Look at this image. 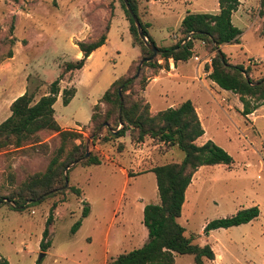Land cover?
<instances>
[{
    "label": "rangeland",
    "instance_id": "obj_1",
    "mask_svg": "<svg viewBox=\"0 0 264 264\" xmlns=\"http://www.w3.org/2000/svg\"><path fill=\"white\" fill-rule=\"evenodd\" d=\"M188 1L150 4L151 34L158 45L170 44L173 36L175 45L184 37L179 26L189 12L212 13L220 7L218 0ZM243 1L244 7L234 17L243 30L240 43L223 45L221 50L229 63L249 68L250 77L259 81L264 79V12L260 14V0H252L250 6L249 0ZM139 2L140 14L147 18L148 0ZM111 22L106 44L96 50L86 67L66 74L60 82L56 119L79 138L68 137L64 142L59 134L44 131L39 134V144L0 149V198L5 202L0 203V255L10 264H108L112 258L142 247L148 239L143 208L160 201L152 169L184 158L177 146L168 147L151 137L136 143L130 133L114 138L107 130L94 132L92 109L140 54L133 39L139 40L131 32L121 0H0V124L11 115L14 100L27 90L36 100L48 94L66 65L77 61V44L99 39ZM193 42V57L176 71L170 73L172 66L156 72L142 66L141 74L151 78L149 83L161 75L150 83L145 100L154 112L187 100L194 102L206 131L198 144L213 141L234 158V164L205 166L199 171L187 191L179 223L187 237L204 245L209 239L204 233L209 222L258 206V219L215 230L209 240L221 250L220 244L232 247V257L221 264H264V105L244 117L240 95L222 90L209 78L207 67L216 53L204 41ZM142 57L132 63L130 76L136 75ZM73 88L75 97L64 105L63 91ZM101 106L97 113L105 108ZM74 145L82 146L80 154L87 152V157L94 155L102 162L66 168L67 187L79 188L81 193L66 190L43 202H31L24 210H14L9 197L29 195L25 187L41 178L54 158L63 161ZM85 207L90 213L83 218ZM51 215L49 236L43 240ZM80 220L82 226L74 234L72 227ZM176 264H194V258L178 255Z\"/></svg>",
    "mask_w": 264,
    "mask_h": 264
},
{
    "label": "trees",
    "instance_id": "obj_2",
    "mask_svg": "<svg viewBox=\"0 0 264 264\" xmlns=\"http://www.w3.org/2000/svg\"><path fill=\"white\" fill-rule=\"evenodd\" d=\"M121 1L131 21V32L134 38L137 37L139 40V43H135L142 48L141 61L151 58L153 52L140 38L135 20L125 1ZM129 2L142 25L148 42L156 45L149 33V24L144 22L140 14L139 0H129ZM240 4L241 0H219L220 11L217 14L196 13L185 16L181 24L184 37L173 46L161 48L156 45L160 51L159 54L153 60L146 61L143 69L151 68L155 72L169 69L170 59H173L175 63L187 62L194 55L193 41L197 39L204 41L216 53L211 66L207 67L210 80L222 90L240 95V101L243 104L241 113L244 117L247 118L253 114L264 105V79L255 81L249 75V68L233 65L229 63L223 52L219 53L223 45L240 43L243 32L233 23V15L238 11ZM260 5V14L263 15L264 0L260 1ZM110 28L111 23H108L106 31L99 39L77 44L83 57L66 65L62 75L51 84L48 94L36 100L35 94L27 90L14 100L10 107L11 115L0 124V149L39 144L41 143L39 134L44 131L59 134L64 142L68 137L79 138V135L64 130L56 119L55 104L61 92L60 82L66 74H72L84 68L92 53L106 44ZM262 29L264 38V24ZM188 36H191V39L185 42ZM160 59L164 60L163 64L159 63ZM138 68L139 66L136 75L130 76L133 69L131 66L128 73L114 81L99 103L94 106L91 117L94 132L101 133L107 130L114 138H122L130 133L132 141L136 143H142L147 137H151L168 147L177 146L184 153V158L181 162L166 163L152 169L157 179L160 201L146 205L143 210V224L148 229V239L142 247L114 257L108 264H176V255H191L194 258V264H205V258L209 260L216 258L212 247L209 244L204 246L195 244V238L187 237L185 228L179 223L186 201V192L200 168L216 165L232 167L234 158L211 140L202 145L198 144L197 141L204 136L205 130L191 100L183 102L177 108H168L153 115L151 106L143 94L151 78H146L141 72L137 75ZM75 95V88L65 89L63 104L69 105ZM101 104L105 108L97 113V110L103 108ZM113 126L122 127L117 130ZM61 149L63 150L64 147ZM81 149V145H74L73 151L63 161L54 158L48 171L25 187L29 195L21 193L16 197H9V202H13L12 208L21 211L31 202H43L46 198L66 190L80 194L79 188L67 187L66 179L69 180V178L65 176L66 168L73 164H85V166L102 164L97 156L87 157V152L80 154ZM2 200L3 198H0V203ZM89 213V208L85 207L82 217H88ZM260 214L258 206L241 209L231 217L209 222L204 233L209 235L213 230L229 229L251 223L258 219ZM52 221L53 215L47 221L43 240L49 236V226ZM81 226L80 220L74 224L72 232L75 234ZM42 246L46 248L48 245L42 241ZM0 264H10V262L0 255Z\"/></svg>",
    "mask_w": 264,
    "mask_h": 264
},
{
    "label": "crops",
    "instance_id": "obj_3",
    "mask_svg": "<svg viewBox=\"0 0 264 264\" xmlns=\"http://www.w3.org/2000/svg\"><path fill=\"white\" fill-rule=\"evenodd\" d=\"M159 1H161V0H148V14H147V18H145V17H143V20H144V22H146V23H148L149 24V28H148V30H149V33H150V35L152 36V38L154 39V41L156 42V39L153 37V35L151 34V27H152V23L150 22V17H151V13H150V8H149V6H150V4H152V3H154V2H159ZM219 1V0H218ZM261 1V0H260ZM249 3L247 4V6H250L251 5V2H252V0H249L248 1ZM188 3L189 4H192L193 3V0H189L188 1ZM218 5H219V2H218ZM259 5H260V2H259ZM220 6V5H219ZM218 6V7H219ZM246 6V5H245ZM244 7V1L243 0H241V4H240V7H239V9H238V11L236 12V13H234V15H233V23H234V25H236L235 24V22H234V17L236 16V14L239 12V11H241V9ZM260 8H261V5H260ZM219 11H220V7L219 8H217L216 9V11L215 12H212V13H210V12H203V13H209V14H217V13H219ZM197 13V12H196ZM196 13H191V12H189L188 14H196ZM187 14V15H188ZM187 15H185V16H187ZM185 17L183 16V18H182V20H181V23H180V26L179 27H181V24H182V21H183V19H184ZM113 21V20H112ZM111 27H112V22H111ZM238 27V26H237ZM110 30H111V28H110ZM243 31V30H242ZM110 32V31H109ZM109 34V33H108ZM174 38H176L175 36H173ZM173 37H172V42L170 43V44H168V45H162V46H160V45H158L157 44V42H156V45L158 46V47H161V48H164V47H169V46H173L174 44H172L174 41H173ZM107 40H108V38H107ZM133 41H134V39H133ZM107 42V41H106ZM134 45L136 46V47H139L140 48V54L132 61V63L135 61V60H137V59H139V58H141L142 56H143V51H142V48H141V46H139V45H137L136 43H135V41H134ZM229 44H227V45H224V46H228ZM78 49H79V46L77 45L76 46ZM103 47V46H102ZM223 47V46H222ZM96 52V51H95ZM94 52V53H95ZM94 53H92V55L87 59V61H86V64H85V66L84 67H86V65L88 64V62L90 61V59H91V57L93 56V54ZM83 57V53L80 51V49H79V53H78V57H77V59L76 60H79V59H81ZM191 60V59H190ZM189 60V61H190ZM188 62V61H187ZM132 63H131V65H130V67L132 66ZM159 63L160 64H163L164 63V60H162V59H160L159 60ZM181 63H183V62H178V63H175L174 62V60L173 59H170L169 60V68H171V66H172V68L173 69H171L170 70V73L174 70V71H176V70H178L179 68H181ZM130 67L128 68V70H127V72L124 74V75H126L127 73H128V71H129V69H130ZM82 70V69H81ZM81 70H79V71H81ZM162 70H169V69H161L160 71H162ZM78 72V71H77ZM123 75V76H124ZM161 76V75H160ZM160 76H154L153 78H152V80H151V82L152 81H155V80H158V79H160ZM120 78V77H119ZM118 79V78H117ZM116 79V80H117ZM115 80V81H116ZM150 82V83H151ZM150 83L148 84V86H147V88H146V90L144 91V96L146 97V92H147V89H148V87H149V85H150ZM111 86V85H110ZM225 91V90H224ZM148 103H149V101H148ZM194 103V102H193ZM150 104V103H149ZM195 104V103H194ZM181 105V104H180ZM180 105H178L177 107H179ZM150 106H151V104H150ZM177 107H174V108H177ZM196 109H197V112H198V115H199V118H200V120H201V123H202V116H201V113H200V108L196 105ZM93 110V109H92ZM258 110V109H257ZM151 112H152V114H157L158 112H154L153 110H152V108H151ZM160 112V111H159ZM250 116V115H249ZM91 117H92V115H91ZM63 129H64V127L63 126H61ZM204 128V127H203ZM205 130V129H204ZM206 135V131H205V134H204V136ZM203 136V137H204ZM203 137L202 138H200L197 142H201V140H203ZM207 142V140H205V141H202V143H201V145L202 144H204V143H206ZM222 166V165H221ZM204 167H202V168H200L199 169V171L200 170H202ZM199 171L195 174V176L199 173ZM195 176H194V179H193V181H192V184L189 186V188L191 187V186H193V183H194V181H195ZM188 188V189H189ZM192 188V187H191ZM188 191V190H187ZM186 194H187V192H186ZM186 200H187V197H186ZM185 203H186V201H185ZM185 205V204H184ZM143 210H144V208H143ZM182 215H183V212H182ZM182 217V216H181ZM255 221V220H254ZM253 222V221H252ZM230 229V228H229ZM219 230V229H218ZM213 231H215V230H213ZM213 231H211L210 232V234L208 235L209 236V239L212 237V235H213ZM190 238V237H189ZM209 239H207V241H206V243L204 244V245H206V244H209L211 247H212V249H213V251L215 252V256H216V258L214 259V260H209V259H207V258H205L204 259V263L205 264H221V263H223L224 261H225V259L228 257V256H231L232 257V253H231V250H232V247L231 246H229V245H225V246H223V245H221L220 244V247L222 248V250L221 249H218L217 247H216V245H214L213 243H211L210 242V240ZM194 243H195V239H194ZM196 244V243H195ZM233 244V243H232ZM199 245V244H198ZM204 245H200V246H204ZM178 255H176V257H177ZM183 256V255H182Z\"/></svg>",
    "mask_w": 264,
    "mask_h": 264
},
{
    "label": "water",
    "instance_id": "obj_4",
    "mask_svg": "<svg viewBox=\"0 0 264 264\" xmlns=\"http://www.w3.org/2000/svg\"><path fill=\"white\" fill-rule=\"evenodd\" d=\"M124 1H125V4H126L128 10H129L130 13H131L133 19L135 20V23H136V25H137V27H138V31H139L140 38H141V39L147 44V47L150 49V51L153 52V55H152L151 58H149V59H145V60L141 61V63L139 64L138 73H137V75H139L140 72H141V70H142V66H143V64H144L146 61H151V60H153V59L159 54L160 51H159V49L157 48V46H156L154 43H149V42H148V39L146 38V36H145V34H144L143 30H142V25H141V23H140L138 17L135 15V13H134V11H133L131 5H130L129 0H124ZM219 53H222V51L219 50ZM222 59H223V58H222ZM87 156H88V153H87ZM66 183H67V185H68V179H66ZM43 256H44V254H42V256H41L40 258H42Z\"/></svg>",
    "mask_w": 264,
    "mask_h": 264
},
{
    "label": "built area",
    "instance_id": "obj_5",
    "mask_svg": "<svg viewBox=\"0 0 264 264\" xmlns=\"http://www.w3.org/2000/svg\"><path fill=\"white\" fill-rule=\"evenodd\" d=\"M190 39H191V36H188V38H187V40H186L185 42L189 41ZM185 42H184V43H185Z\"/></svg>",
    "mask_w": 264,
    "mask_h": 264
}]
</instances>
